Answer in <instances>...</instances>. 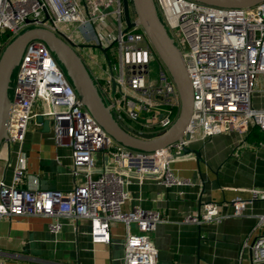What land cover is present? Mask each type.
<instances>
[{
    "label": "built area",
    "instance_id": "obj_1",
    "mask_svg": "<svg viewBox=\"0 0 264 264\" xmlns=\"http://www.w3.org/2000/svg\"><path fill=\"white\" fill-rule=\"evenodd\" d=\"M154 2L182 52L194 92L184 139L155 152L117 143L82 105L47 45L31 41L12 78L3 147L23 144L31 122L41 115L50 121L55 144L70 148L72 172L82 176L83 182L68 191L45 190L40 188L38 176L16 168L11 184L0 181V222L5 218H50L49 229L57 234L64 219L89 220L93 244L106 245L111 243L112 224L123 223L127 229L124 264H158L151 235L166 220L154 210H124L132 178L153 177L166 187L190 184L175 175L171 164L196 136L226 132L245 136L252 125L264 133V108L254 103L255 94L264 86V1L247 8L215 7L194 0ZM135 19L131 14L132 22ZM65 24L74 26L72 33L61 30ZM36 27L62 34L78 49H107L105 56L92 48L100 52L107 75L99 89L135 132H164L174 124L181 108L177 87L142 28L126 27L122 0H0V46ZM110 55H116L117 65ZM145 115L148 118L142 124ZM99 152L104 154L102 167L97 164ZM251 193V200L264 195L255 189ZM246 204L235 198L232 216H242ZM224 218L208 202L199 215H187L182 223H218ZM263 222L261 216L259 228ZM131 226L137 230L132 232ZM246 251L250 264H264V234L243 242L241 260Z\"/></svg>",
    "mask_w": 264,
    "mask_h": 264
},
{
    "label": "crops",
    "instance_id": "obj_2",
    "mask_svg": "<svg viewBox=\"0 0 264 264\" xmlns=\"http://www.w3.org/2000/svg\"><path fill=\"white\" fill-rule=\"evenodd\" d=\"M82 57L93 79L104 84L103 63L89 53ZM39 124L36 119L31 122L25 141L12 146L10 157L7 148H1L0 181L11 184L14 171L20 168L38 176L41 189H73L83 177L72 172L70 148L57 146L52 131L44 132ZM188 147L200 151L202 162L193 153L180 152L171 166L177 177L190 184L166 187L153 177L142 181L134 177L126 188L129 199L124 210L141 207L165 218L151 235L158 264H250L249 251L242 260L239 257L247 238L264 234V222L258 227L264 216V195L251 200V190L264 191V133L252 125L245 136L236 132L196 136ZM103 155L96 156L100 167ZM237 197L247 201L240 217L232 216ZM208 202L225 218L201 225L182 223L187 215H199ZM51 222L43 217L3 219L0 264H124L127 229L123 223L112 224L111 243L106 245L93 244L89 220L64 219L57 234L50 231Z\"/></svg>",
    "mask_w": 264,
    "mask_h": 264
},
{
    "label": "water",
    "instance_id": "obj_3",
    "mask_svg": "<svg viewBox=\"0 0 264 264\" xmlns=\"http://www.w3.org/2000/svg\"><path fill=\"white\" fill-rule=\"evenodd\" d=\"M206 5L222 8H247L264 0H194ZM124 20L127 28L138 25L142 28L158 58L163 62L172 76L180 95L181 108L174 124L166 131L159 133L135 132L127 125L113 109L112 105L99 89L91 76L77 45L62 34L55 33L45 27L30 28L12 39L0 56V150L4 146L6 137V122L10 109V87L13 71L18 67L27 44L39 40L44 42L52 52L66 76L77 92L82 105L96 120L99 126L117 143L143 152H155L165 147L181 142L185 137L186 128L193 112L194 92L189 80L186 63L175 40L168 33L162 22L154 0H122ZM46 20L49 14L45 9ZM131 14L135 15L134 22ZM105 56L107 49L102 46H93ZM108 67L111 65L108 63ZM113 94L116 91V82L112 80ZM38 123L42 124L44 132H50L48 119L38 115ZM189 138V136H186ZM8 155L11 154V145L6 143ZM193 153L197 162H202L201 153L196 149L184 147L181 154Z\"/></svg>",
    "mask_w": 264,
    "mask_h": 264
},
{
    "label": "rangeland",
    "instance_id": "obj_4",
    "mask_svg": "<svg viewBox=\"0 0 264 264\" xmlns=\"http://www.w3.org/2000/svg\"><path fill=\"white\" fill-rule=\"evenodd\" d=\"M73 29H74V26H73V25H70V24H65V25H62V26H61V30H63V31H64L65 33H67V34L72 33V32H73ZM5 37H6V36H5ZM8 43H9V41H8L7 43L2 44V45L0 46V56H1L2 52L4 51V49L6 48V46L8 45ZM77 51L79 52V54L81 55V57H82V55L85 54V53H87V54H88V53L91 54V56L95 57V58L98 60V62L103 63V66H104L103 58H102L100 52H98L97 50L92 49V48L89 49V48H87L86 46H84L83 48H80V49L77 50ZM82 58H83V57H82ZM110 59L112 60V62H113L114 65H117V64H118V60H117L116 55H114V56H111V55H110ZM83 60H84V58H83ZM17 68H18V67H16L15 70L13 71L12 78H13L14 75L16 74ZM153 70H154V69H153ZM98 83H99V82H98ZM98 83L96 82L97 85H98ZM99 85H101V84L99 83ZM254 103H255L256 105L264 106V86L260 87V88L258 89L257 93L255 94V96H254ZM147 118H148V115L143 116V118L141 119L140 122H141L142 124H145V122L147 121Z\"/></svg>",
    "mask_w": 264,
    "mask_h": 264
},
{
    "label": "trees",
    "instance_id": "obj_5",
    "mask_svg": "<svg viewBox=\"0 0 264 264\" xmlns=\"http://www.w3.org/2000/svg\"><path fill=\"white\" fill-rule=\"evenodd\" d=\"M5 36H6V37H5ZM5 36H4V40H8V35H5Z\"/></svg>",
    "mask_w": 264,
    "mask_h": 264
},
{
    "label": "flooded vegetation",
    "instance_id": "obj_6",
    "mask_svg": "<svg viewBox=\"0 0 264 264\" xmlns=\"http://www.w3.org/2000/svg\"><path fill=\"white\" fill-rule=\"evenodd\" d=\"M86 47L89 48V49H91L90 46H86ZM77 50H79V49L77 48Z\"/></svg>",
    "mask_w": 264,
    "mask_h": 264
}]
</instances>
